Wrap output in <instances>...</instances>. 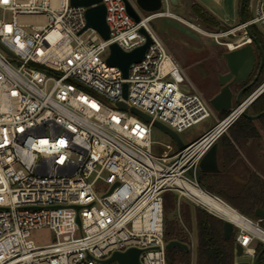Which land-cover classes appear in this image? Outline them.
I'll list each match as a JSON object with an SVG mask.
<instances>
[{
  "label": "built area",
  "instance_id": "obj_1",
  "mask_svg": "<svg viewBox=\"0 0 264 264\" xmlns=\"http://www.w3.org/2000/svg\"><path fill=\"white\" fill-rule=\"evenodd\" d=\"M102 4L107 41L84 30L87 8L71 0H0V264H119L109 261L131 249L140 251V264H167V192L177 195L178 208L187 198L221 218L187 193L185 185L205 190L189 171L264 94V82L185 150L166 145L158 157L153 122L180 134L214 112L185 84L183 69L151 24L170 17L168 11L146 14L135 0ZM253 8L249 21L218 36L264 29V0ZM141 29L151 43L125 79L107 63L110 47L130 53L143 46ZM121 102L153 122L115 108ZM241 216L264 232L262 220ZM178 220L183 225L179 213ZM233 225L243 256L255 260L253 245L264 239ZM44 229L55 242L37 246L32 233Z\"/></svg>",
  "mask_w": 264,
  "mask_h": 264
},
{
  "label": "trees",
  "instance_id": "obj_2",
  "mask_svg": "<svg viewBox=\"0 0 264 264\" xmlns=\"http://www.w3.org/2000/svg\"><path fill=\"white\" fill-rule=\"evenodd\" d=\"M242 1V0H241ZM250 0H244L243 18L249 21ZM202 6L195 4L194 11H199ZM203 10V9H202ZM205 16L209 17L215 25L220 22L209 11L205 10ZM217 21V22H216ZM222 26V25H221ZM264 49L261 38L251 30ZM264 80L263 78L260 82ZM254 87L249 91V93ZM264 94L251 106L250 115H261L257 121L240 117L228 130L229 138L224 135L220 170L217 173H202L199 184L211 195L218 197L241 215L252 221H258L255 216L257 209L264 211V180L260 166L258 152L261 150L264 138ZM227 113L219 115L222 120ZM259 124L261 131L257 127ZM241 152L254 169L249 167L241 156ZM181 215L183 225L178 220ZM164 218L166 242L178 241L190 247L188 231H192L193 223L196 224L197 246L195 264H236L235 246L236 234L233 233L230 240L224 237V221L206 212L201 207L191 206L182 202L178 208V197L175 193L164 194ZM260 226L264 229V219ZM256 257L260 256L259 264H264V245L254 243ZM167 264H192V251H185L175 247L167 251Z\"/></svg>",
  "mask_w": 264,
  "mask_h": 264
},
{
  "label": "rangeland",
  "instance_id": "obj_3",
  "mask_svg": "<svg viewBox=\"0 0 264 264\" xmlns=\"http://www.w3.org/2000/svg\"><path fill=\"white\" fill-rule=\"evenodd\" d=\"M178 1L179 4L177 6H167V4L164 3L162 9V12H171L174 17L156 18L151 24L165 43L169 52L183 69L186 76L185 84L191 91L195 90L198 92L208 103V101L219 92L220 86L218 83V76L227 72L223 54L230 51L229 48L232 49L233 46L235 47L234 42L226 41V37H219L218 35L233 30L240 25L241 0H220L219 3L214 0H196L197 3H200L205 9L214 14V17L222 25L220 30H210L200 24L191 11V0ZM253 7H255V2ZM253 11L254 8L251 14ZM251 14L249 15V19L251 18ZM251 30L261 38L264 44V29L254 26ZM242 34L243 31L235 32L237 40ZM230 37L233 38V36ZM250 110L251 108L247 113H250ZM218 121L221 120L219 116L214 113L211 118L180 133L179 137L187 146L210 131L216 126ZM256 124L261 131L259 124ZM152 139L155 142L153 146L154 154L158 157L166 150V145H171L175 150H178L173 139L157 128L153 129ZM188 177L192 178L191 175H188ZM183 201L191 206H197L196 203L190 199L185 198ZM234 233L237 234L238 230L235 229ZM191 235L192 264H195L197 246L195 222L193 223ZM55 239L53 232L48 229L35 231L31 236V240L37 246L52 244L55 242ZM236 260L237 263L248 264H254L255 261L246 255L236 258Z\"/></svg>",
  "mask_w": 264,
  "mask_h": 264
},
{
  "label": "water",
  "instance_id": "obj_4",
  "mask_svg": "<svg viewBox=\"0 0 264 264\" xmlns=\"http://www.w3.org/2000/svg\"><path fill=\"white\" fill-rule=\"evenodd\" d=\"M137 6L146 14H157L161 13L164 7L165 0H135ZM170 5L177 6L179 4L178 0H168ZM73 6L85 7L87 8L86 12V21L87 25L84 30L92 28L96 30L104 40L110 39V30L106 22V8L102 4V0H71ZM255 0H250V10L252 11ZM243 8L244 0L241 1L240 5V21L241 25H244L246 21L243 18ZM127 9L129 14L135 19L136 22H140V18L131 5L127 2ZM252 17V14H251ZM141 34L147 37V42L135 49L130 53L123 52L116 44L111 45L110 47V57L107 60L108 65L113 67H118L122 72L125 79L129 76V68L134 63H139L144 58L145 52L149 47L151 40L147 36L144 29L140 30ZM225 33V32H224ZM230 36H233L230 37ZM226 41H232L235 43V49H232L223 54V59L227 67V72L220 74L218 76V83L220 86L219 92L213 96L208 104L214 113L218 116L222 113H231L234 109V106H239L242 103L245 93L251 89L264 66V49L262 45L258 42L257 38L252 35L250 29L245 27L243 34L240 38L231 34L226 37ZM251 40V43L247 41ZM260 58V66L257 73V76L250 82L255 68L257 65V57ZM236 90V91H235ZM124 99L127 100L128 97V85L124 84L123 87ZM115 108L121 111H129L132 114L138 116L147 123H152L151 117L145 115L141 111L135 108H128L124 102L117 103ZM264 115V112L262 113ZM243 116L247 117L250 120L257 121L261 115H250L244 113ZM155 128L169 135L175 144L177 145L178 150L183 151L186 148V145L182 142L179 137V134L174 132L169 127L155 121L153 122ZM219 160H218V144H214L208 153L202 158L198 166L193 167L189 174L191 177L195 178L198 182L200 181L202 173H217L219 172ZM76 210H79V207H76ZM255 216L263 220L264 211L262 209H257ZM224 221V237L226 240H230L234 233V225L226 221L223 218H220ZM77 222L80 223V220L77 219ZM175 247H180L185 251H189V247L178 241H171L167 245V250H170ZM264 252V247H263ZM139 254L140 251L131 249L124 254L116 253L110 259L109 262L116 261L119 264H140L139 263ZM243 256V248L236 244L235 246V257L239 258ZM260 256L258 255L255 258L254 264H259ZM237 264H248V263H237Z\"/></svg>",
  "mask_w": 264,
  "mask_h": 264
},
{
  "label": "bare ground",
  "instance_id": "obj_5",
  "mask_svg": "<svg viewBox=\"0 0 264 264\" xmlns=\"http://www.w3.org/2000/svg\"><path fill=\"white\" fill-rule=\"evenodd\" d=\"M166 16H169L166 14ZM187 193L190 194L197 202L204 205L209 211L220 216L221 218L233 224L243 226L251 231L254 235L264 239V232L257 226L245 221L241 214L231 209L226 204L220 202L205 190H197L189 185H185Z\"/></svg>",
  "mask_w": 264,
  "mask_h": 264
},
{
  "label": "flooded vegetation",
  "instance_id": "obj_6",
  "mask_svg": "<svg viewBox=\"0 0 264 264\" xmlns=\"http://www.w3.org/2000/svg\"><path fill=\"white\" fill-rule=\"evenodd\" d=\"M191 11H192V13L195 15V17L197 18V20L200 22V24L201 25H203L204 27H206L207 29H210V30H220L221 29V25H218V26H215L212 22H211V20H210V18L209 17H207V16H205L204 15V13H205V8H203L202 7V9H200L199 11H194L193 10V6L195 5V4H198L197 2H195L194 0H191ZM218 21V20H217ZM216 21V22H217ZM219 22V21H218ZM259 66H260V58H259V56L257 57V65H256V68H255V72H254V74H253V76H252V78L250 79V81L248 82V83H250L256 76H257V73H258V70H259ZM263 74H264V66H263V68H262V70H261V72H260V74H259V76H258V78H257V81H256V83H255V85L253 86L254 87V89L249 93V91L253 88H251V89H249L246 93H245V95H244V98L245 97H247V96H249L255 89H257L263 82H264V80L262 81V82H260L261 81V79L263 78Z\"/></svg>",
  "mask_w": 264,
  "mask_h": 264
},
{
  "label": "crops",
  "instance_id": "obj_7",
  "mask_svg": "<svg viewBox=\"0 0 264 264\" xmlns=\"http://www.w3.org/2000/svg\"><path fill=\"white\" fill-rule=\"evenodd\" d=\"M215 2H217V3H219L220 2V0H214ZM195 2H196V0H195ZM199 2V1H198ZM199 5H201L200 3H198ZM202 6V5H201ZM203 7V6H202ZM204 8V7H203ZM205 10H207V9H205ZM208 11V10H207ZM171 15H170V17H174V15L171 13V12H169ZM211 13V12H210ZM212 14V13H211ZM212 15H214V14H212ZM226 136H227V138H229V135H228V133L226 134ZM218 160H219V168H220V164H221V155H222V146H223V141H222V139H220L219 141H218ZM241 156L244 158V160H245V162L247 163V165L249 166V167H251L252 169H254L253 167H252V165L249 163V161L245 158V156H244V154L241 152ZM258 156L260 157V161H259V163H260V166L262 167V171H263V174H260V173H258L259 175H260V177L264 180V138H263V144H262V146H261V150L258 152ZM236 264H237V260H236Z\"/></svg>",
  "mask_w": 264,
  "mask_h": 264
}]
</instances>
